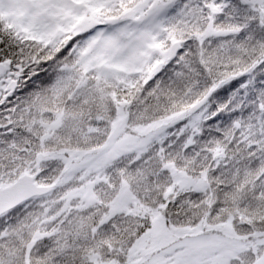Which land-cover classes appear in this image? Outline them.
<instances>
[{"label":"snow or ice","instance_id":"6c2138e0","mask_svg":"<svg viewBox=\"0 0 264 264\" xmlns=\"http://www.w3.org/2000/svg\"><path fill=\"white\" fill-rule=\"evenodd\" d=\"M0 264H264V0H0Z\"/></svg>","mask_w":264,"mask_h":264}]
</instances>
